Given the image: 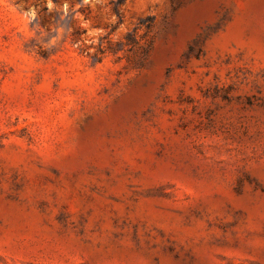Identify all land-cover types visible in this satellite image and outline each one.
<instances>
[{"label":"rangeland","instance_id":"374dc122","mask_svg":"<svg viewBox=\"0 0 264 264\" xmlns=\"http://www.w3.org/2000/svg\"><path fill=\"white\" fill-rule=\"evenodd\" d=\"M0 264H264V0H0Z\"/></svg>","mask_w":264,"mask_h":264}]
</instances>
